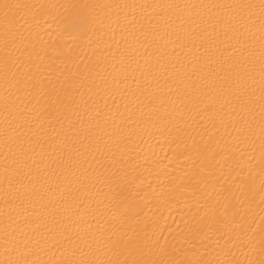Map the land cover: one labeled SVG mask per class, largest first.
Masks as SVG:
<instances>
[{
	"label": "bare ground",
	"instance_id": "bare-ground-1",
	"mask_svg": "<svg viewBox=\"0 0 264 264\" xmlns=\"http://www.w3.org/2000/svg\"><path fill=\"white\" fill-rule=\"evenodd\" d=\"M0 264H264V0H0Z\"/></svg>",
	"mask_w": 264,
	"mask_h": 264
}]
</instances>
